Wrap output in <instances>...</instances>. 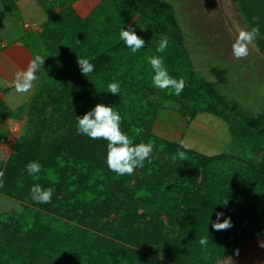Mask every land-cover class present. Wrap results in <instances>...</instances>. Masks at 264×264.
I'll return each instance as SVG.
<instances>
[{
  "label": "trees",
  "instance_id": "obj_1",
  "mask_svg": "<svg viewBox=\"0 0 264 264\" xmlns=\"http://www.w3.org/2000/svg\"><path fill=\"white\" fill-rule=\"evenodd\" d=\"M240 1L249 27L260 29L254 42L264 55V0ZM0 2L16 13L11 0ZM39 4L48 19L41 34L25 40L33 54L45 58L35 93L14 112L0 102L4 119L27 115L31 123L17 152L0 159V196L23 208L0 214V264H219L262 234L256 206L264 196V156L255 162L206 156L154 133L163 102H170L187 124L211 114L228 123L231 136L242 143L255 150L264 143V116H242L238 104L218 92L225 72L213 69L214 83L195 71L173 6L163 0ZM123 26L145 39L135 54L119 40ZM162 37L168 46L157 53ZM150 55L163 56L169 73L184 80L179 96L164 89L160 101L152 99L158 88L145 59ZM79 57L94 64L92 73L81 72ZM110 82L119 83V95L107 92ZM101 102L119 111L130 139L153 145L151 163L132 175L108 169L106 141L77 134L75 117ZM4 139L0 134V146ZM33 160L43 168L29 176L24 169ZM32 184L53 188L51 200L32 201ZM236 206L242 208L226 214L231 228L208 225L216 211Z\"/></svg>",
  "mask_w": 264,
  "mask_h": 264
},
{
  "label": "rangeland",
  "instance_id": "obj_2",
  "mask_svg": "<svg viewBox=\"0 0 264 264\" xmlns=\"http://www.w3.org/2000/svg\"><path fill=\"white\" fill-rule=\"evenodd\" d=\"M170 3L175 11V17L179 23L185 38L187 50L190 52L195 71L208 82L217 83L215 76L211 74L213 69L223 70L226 74V82L217 84V90L227 101L236 102L239 113L244 117L264 116V55L253 41L249 45V54L243 58H236L232 54V44L236 34L249 22L244 14L240 0H163ZM164 90L157 89L152 99L160 101ZM22 103V102H21ZM9 107H15L8 102ZM164 112L176 113V106L170 102H163ZM30 120V119H29ZM161 126L154 129V133L166 140L180 142L186 148L204 154L214 156L227 154L237 156L247 161H260L264 156V143L255 150L254 147L242 143L231 136L230 126L224 120L211 114H199L191 125L176 127L173 132L165 131L164 119ZM31 125V123H30ZM27 125L23 140L28 138L31 126ZM175 130V129H174ZM166 132V133H164ZM16 147V151L18 146ZM259 211L264 227V196L258 200ZM241 206L244 203L240 204ZM246 205V203H245ZM151 208V207H150ZM236 206L223 209L226 214L229 211L240 210ZM20 202L0 197V214L21 212ZM264 240H261L262 242ZM258 239L249 240L236 249L233 255L224 258L219 264H264V247L260 246ZM254 247V250H253ZM255 248L258 258L252 259ZM235 255V256H234Z\"/></svg>",
  "mask_w": 264,
  "mask_h": 264
},
{
  "label": "clouds",
  "instance_id": "obj_3",
  "mask_svg": "<svg viewBox=\"0 0 264 264\" xmlns=\"http://www.w3.org/2000/svg\"><path fill=\"white\" fill-rule=\"evenodd\" d=\"M258 26L245 27L237 32L236 39L232 44V54L236 58H243L249 54V45L259 35ZM119 40L133 54L145 47V39L138 36L132 27H121L119 32ZM168 46L166 37H162L157 44L156 52L163 53ZM44 57L40 54H34L29 61L26 69L17 71L14 76V87L17 93H26L37 80V73L41 70L44 63ZM148 65L151 66V83L152 86L161 90L170 89L172 93L179 96L184 89L185 82L182 78L173 77L161 55H150L145 57ZM78 67L86 76L92 73L95 66L88 58L79 57L77 59ZM107 92L113 95L120 94V85L118 82H110L107 86ZM76 131L78 135L86 136L91 140L101 139L107 142L105 163L110 171L117 175H132L134 170L143 168L145 162L151 163V154L153 145L150 142L135 143L129 138L127 133L122 131V118L114 106L105 103H96L89 110L85 111L82 116H76ZM142 129L138 128L137 133ZM177 156L183 159L184 153L177 152ZM43 165L36 160L29 161L25 165V171L29 176L38 175ZM3 173L0 172V176ZM30 198L36 203H48L53 195L54 189L45 188L39 184H32L30 189ZM220 204V205H226ZM213 211V210H212ZM212 213V212H211ZM221 217L223 219L221 220ZM214 230H227L233 226L232 219L226 215L224 211H216L215 220L210 219L209 223ZM205 243L201 240V244ZM260 246L264 247V241L260 242Z\"/></svg>",
  "mask_w": 264,
  "mask_h": 264
},
{
  "label": "crops",
  "instance_id": "obj_4",
  "mask_svg": "<svg viewBox=\"0 0 264 264\" xmlns=\"http://www.w3.org/2000/svg\"><path fill=\"white\" fill-rule=\"evenodd\" d=\"M11 1L13 2V9H15L16 13L10 12L6 6L0 2V102H2L11 112H14L31 101L38 84L37 80L34 81L32 88L26 93H17L15 91L13 83L15 73L26 69L29 61L34 56L31 49L26 46L25 40L29 35L35 34L38 36L41 34L43 31L42 26L47 21L48 17L42 6L39 4L40 0ZM58 11L59 10L57 9L55 13ZM8 102L15 105V107H9ZM163 112L164 111L159 114L154 129L157 130V128L161 126V120L164 119L165 131L170 130L173 132L166 135H169L172 138L175 136L176 127L192 124H187L177 113L169 112L162 116ZM27 125H30L29 117L27 115L24 116L22 120L4 119L0 110V134H3L5 138L0 146L1 160L5 161L10 155L17 152L16 147L13 146H19L23 141L24 136L22 133L27 130ZM29 135L30 134H28V136ZM171 141L174 142L175 140ZM256 212L262 228V234L252 238V240L258 239L260 242L261 240H264V227L258 203L256 206ZM258 250L260 249L255 248L252 259L258 258ZM263 254L264 252L262 251L260 255ZM254 262V264H258L257 260H254Z\"/></svg>",
  "mask_w": 264,
  "mask_h": 264
}]
</instances>
